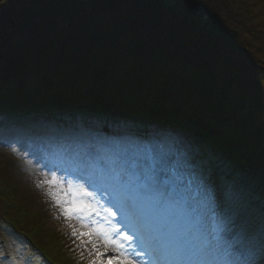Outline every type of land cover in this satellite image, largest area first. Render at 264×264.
Returning <instances> with one entry per match:
<instances>
[{"label":"trees","instance_id":"obj_1","mask_svg":"<svg viewBox=\"0 0 264 264\" xmlns=\"http://www.w3.org/2000/svg\"><path fill=\"white\" fill-rule=\"evenodd\" d=\"M82 98L197 121L233 188L260 203L264 0H0V101ZM4 169L0 213L31 232L25 205L40 203Z\"/></svg>","mask_w":264,"mask_h":264},{"label":"snow or ice","instance_id":"obj_2","mask_svg":"<svg viewBox=\"0 0 264 264\" xmlns=\"http://www.w3.org/2000/svg\"><path fill=\"white\" fill-rule=\"evenodd\" d=\"M29 147L36 154L75 165L79 181L75 186L63 187L55 172L51 181H45L48 194L66 218L99 215L89 201L94 196L89 186L109 193L112 206L130 214L131 223L125 227L133 235L105 229L96 221L82 225L89 230L79 235L88 237L83 243L92 246L89 255L95 257L90 264H98L109 253L110 264H248L238 242L227 235L232 230L228 225L241 218L243 209L226 208L230 198L219 190L213 171L194 165L175 146H122L80 135L45 133ZM53 186L56 191H51ZM260 234L264 241V220ZM136 239L140 243L133 246Z\"/></svg>","mask_w":264,"mask_h":264},{"label":"rangeland","instance_id":"obj_3","mask_svg":"<svg viewBox=\"0 0 264 264\" xmlns=\"http://www.w3.org/2000/svg\"><path fill=\"white\" fill-rule=\"evenodd\" d=\"M126 146V145H123ZM12 148H16V151H12ZM5 167L4 169V179L7 181L14 183L17 185L18 189L20 191H24L28 193L29 195H33L36 197V202L40 203V206L36 205L37 207H30L27 204L26 207L29 208L30 212H32V217H34V221L37 222V224L41 227L42 238H45V243H47L51 239V234L55 231H60L58 235L60 237L58 238L59 241L56 239V243L59 244L63 239L66 241L65 247L72 248L73 246H76L77 249L75 251H69L70 253L74 254H62L58 256V260H56L57 264H90V261L94 259V256L89 255V251L91 249L90 244L83 243V241H86L88 239L87 236H81L79 235L81 232H87L89 229L87 227H83L82 225H88V216L85 217L84 220H78L75 218V216H71L66 218L65 215L62 212L61 206L57 205L53 198L48 194L50 191V187L48 183H45V181H51L53 172H51L50 168H47L46 166H40L39 163L34 158V153L29 150V148L21 147V146H10L0 145V167ZM50 169V170H49ZM36 170H39V174L36 172ZM57 177V176H56ZM58 180L60 178L57 177ZM74 186L77 183H71ZM63 187L64 184H63ZM67 188V187H65ZM57 186H53L51 188V191H56ZM69 198H71L69 196ZM93 198V199H92ZM91 199L94 202V207L98 211L99 215H96V222L100 225H103L105 229H117L116 226L110 225V227H107L108 224H113L112 219L110 218L111 215H109V212H111L110 209H108L106 206V198L105 196L99 197V196H93ZM35 202V204H36ZM67 205H65L66 207ZM105 209H108V211H105ZM247 210L244 209L242 213H246ZM241 213V216L243 214ZM262 217L261 215L257 216ZM106 218V219H105ZM106 220L108 222H106ZM248 223V220H246ZM237 224L240 225V227L244 228V224L242 223L241 219H237L235 224L232 225L233 229H236ZM261 224V220H255L254 223L248 224L249 226H245V236L251 233V238H253V230H256V227L258 228ZM52 231V233H50ZM76 232L77 235H73V232ZM237 231V229H236ZM239 231V230H238ZM94 239V237H93ZM12 243H15L17 246L18 251L23 253V251H26L25 254L29 253V243L26 244V242L21 237H12L11 239ZM43 242V244H44ZM253 246L251 243L250 247ZM26 247V248H25ZM97 247H100L98 244ZM52 247H49L47 250L48 252L52 253V256L54 254L58 255V253L63 252L61 248L59 249H53L50 251ZM68 253V252H67ZM111 254H107L105 256H102L98 260V264H110L109 256ZM4 264H10L8 262H5ZM256 264H264V258H261L260 261Z\"/></svg>","mask_w":264,"mask_h":264},{"label":"bare ground","instance_id":"obj_4","mask_svg":"<svg viewBox=\"0 0 264 264\" xmlns=\"http://www.w3.org/2000/svg\"><path fill=\"white\" fill-rule=\"evenodd\" d=\"M66 168V167H65ZM39 170H36V172L39 174V172H38ZM78 182V181H77ZM92 198V197H91ZM91 198H89V201L93 204V206H94V202H93V198L91 199ZM110 210H111V212H114V207L112 206V204H108V206H107ZM96 220V214L95 213H93L92 215H90V216H88V223H91V221H95ZM110 254V253H109Z\"/></svg>","mask_w":264,"mask_h":264}]
</instances>
